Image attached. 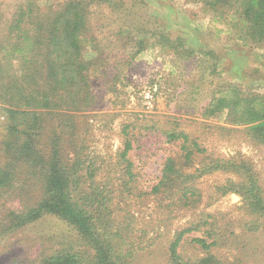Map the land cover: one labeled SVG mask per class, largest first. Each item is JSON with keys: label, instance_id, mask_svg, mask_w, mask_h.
<instances>
[{"label": "trees", "instance_id": "16d2710c", "mask_svg": "<svg viewBox=\"0 0 264 264\" xmlns=\"http://www.w3.org/2000/svg\"><path fill=\"white\" fill-rule=\"evenodd\" d=\"M112 1L65 0L53 16L38 11L34 31H19L12 48L0 46L10 48L21 61L15 75L0 79V264H129L132 252L125 255L114 244L116 236L131 230L116 215L122 212L118 206L124 194L127 199L153 197L159 205L167 201L169 208L194 212L201 206L198 182L216 172L234 173L240 180L216 186L212 199L239 195L254 219L250 230L264 228V194L252 168L245 162L206 157L197 138L175 122L147 129L159 131L156 136L174 149L162 161L156 183L148 187L142 185L132 156L144 137L136 123L123 125L122 147L113 161L85 153L79 121L83 114L99 111L92 76L106 63L89 36L90 8ZM200 1L211 9L236 7L231 21L247 42H264V0ZM19 16L13 29L20 28L21 18H33L24 10ZM153 36L180 57L188 52L180 39L163 32ZM137 44L134 55L144 50L145 39ZM234 88L214 96L206 115H225L230 125L246 127L251 139L264 145V96H243ZM106 167L105 178L98 180ZM205 215L176 232L168 247V264H221L215 253L220 238L212 226L205 228L209 226ZM46 217H56L74 234L51 235L61 247L40 251L18 241L19 233ZM195 232L201 235L191 236ZM187 242L201 249L204 257L186 260L181 247Z\"/></svg>", "mask_w": 264, "mask_h": 264}, {"label": "rangeland", "instance_id": "374dc122", "mask_svg": "<svg viewBox=\"0 0 264 264\" xmlns=\"http://www.w3.org/2000/svg\"><path fill=\"white\" fill-rule=\"evenodd\" d=\"M64 1L0 0V46L12 48L19 31H34L38 11L53 16ZM232 9L236 7L211 9L200 0L95 3L90 8L89 36L97 42L106 63L92 76L99 111L83 114L79 121L85 153L113 161L122 147L123 125L136 123L143 129L138 134L144 137L132 156L142 185L148 187L156 183L162 161L174 149L156 136L159 131L147 129L153 125L159 129L170 120L197 138L207 151L206 157L247 163L264 194V145L252 140L246 127L230 125L225 115L209 117L205 113L213 97L230 86L243 96H264V42H247L231 21ZM22 10L33 18H21L17 23L20 28L13 29ZM154 32L180 39L188 52L180 57L174 50L162 48L153 38ZM141 39H145L144 50L134 55ZM10 48L0 50V68L4 67L0 79L15 75L21 67ZM105 170L98 180L105 178L107 167ZM228 179L240 180L234 173L204 176L198 182L201 206L194 212L169 208L167 201L159 205L153 197L127 199L124 194L118 206L122 212L116 215L131 230L116 236L114 244L125 255L132 252L129 264H168V247L176 232L206 214L203 221L209 226L205 228L212 226L220 238L215 253L221 264H264V228L256 233L250 230L254 219L246 212L242 198L229 194L212 199L216 186ZM22 233L18 241L37 247V251L61 247L59 241H51V235L74 234L56 217H46ZM198 235L200 232L191 234ZM153 241L155 245L150 247ZM181 252L190 261L205 255L188 242Z\"/></svg>", "mask_w": 264, "mask_h": 264}, {"label": "clouds", "instance_id": "9594fccd", "mask_svg": "<svg viewBox=\"0 0 264 264\" xmlns=\"http://www.w3.org/2000/svg\"><path fill=\"white\" fill-rule=\"evenodd\" d=\"M233 198H235V197H233Z\"/></svg>", "mask_w": 264, "mask_h": 264}]
</instances>
